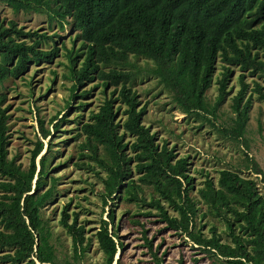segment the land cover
<instances>
[{
  "label": "trees",
  "instance_id": "trees-1",
  "mask_svg": "<svg viewBox=\"0 0 264 264\" xmlns=\"http://www.w3.org/2000/svg\"><path fill=\"white\" fill-rule=\"evenodd\" d=\"M0 4L14 13L47 11L50 25L53 19L59 29L69 23L75 31L72 43L81 41L78 48L61 45L68 60L63 77L72 82L73 92L66 106L101 88L103 99L87 119L79 113L87 103L76 105L75 118L80 119L74 138L80 140L75 164L98 175L104 205L121 199L136 204L141 211L135 217L157 218L207 253L212 264H264V172L249 155L245 137L253 98L264 105V0H0ZM55 37L39 29L25 30L0 15V85L24 78L32 63H52L60 48ZM131 56L145 59L146 66H137ZM218 69L217 95L210 102L206 93ZM141 72L157 80L178 111L209 123L221 138L242 146L243 161L218 170L216 179L200 169L202 180L195 183L188 156H179L175 146L157 138L143 121L146 104L133 88ZM233 78L239 88L231 97L233 116L225 126L216 120ZM89 82L90 89H79ZM4 98L1 94L0 105ZM7 110L0 106V264H60L43 208L55 199L61 179L53 174L56 167L49 165L59 152L53 149L52 132H61L63 119L57 115L50 119L51 132L38 117L47 149L37 166L43 141H33L23 166L10 156ZM258 129H264V119L258 121ZM69 204L61 210L59 224L71 237L74 256L82 258L91 238L77 212H67ZM114 206L107 219L100 217L94 233L103 254L101 264H114L117 251L116 264H126L124 245L115 241L119 236ZM132 222L140 227L141 253L152 264H170L140 219ZM177 264L185 262L178 258Z\"/></svg>",
  "mask_w": 264,
  "mask_h": 264
},
{
  "label": "rangeland",
  "instance_id": "rangeland-1",
  "mask_svg": "<svg viewBox=\"0 0 264 264\" xmlns=\"http://www.w3.org/2000/svg\"><path fill=\"white\" fill-rule=\"evenodd\" d=\"M0 15L7 20H13L18 26L25 30L39 29L40 32L47 31L49 34H56L59 55L52 63L41 61L38 64H30L28 73L24 78L7 80L0 85V95L5 98L1 108L8 107L6 112L9 115V150L10 156H15L16 161L23 166L28 164L29 149L33 148V141H43V149L37 156V166L40 156L45 152L48 139H42L39 130L38 117L44 119V127L52 132L50 119L57 115V119H63L60 131L54 133L52 138L53 149H58L55 158L51 159V167H56L54 175L61 177L57 185L58 192L55 199L43 208V215L48 219L52 228V242L56 249L57 258L60 264H101L102 252L98 249L94 236L99 227V219H107L109 208L115 204V224L117 226L118 240L124 245V261L126 264H152L148 256L143 255L140 239V227L134 225L132 220L137 218L143 223L155 245L159 246L160 252L165 251L164 258L170 264H177L178 258H182L185 264H212L207 253L192 244L188 238L176 234L174 231L165 228V225L157 221L155 217L136 216L141 210L137 205L124 200L109 201L103 204L100 192L102 183L94 170L78 169L75 162L78 158L79 139H75L77 133V120L75 114L78 112L79 101L87 105L79 110L81 119H87L90 110H96L103 99L101 88L98 87L89 92L85 98L74 99L68 106L72 82L63 77L68 73V60L65 56L64 44L67 48L74 46L72 38L74 32L70 24H65L61 30L58 28V21L53 19L51 25L48 23V12H19L14 13L11 8L0 4ZM80 40L75 42V48L80 45ZM48 45L46 46V48ZM131 61L139 67L146 66V60L136 59L131 56ZM151 63L148 67H150ZM219 69L215 73L214 83L208 89L207 100L213 102L216 95V79ZM249 81V80H248ZM232 88L225 101L221 104L216 123H230L233 113L230 110L231 97L236 93L239 86L234 78L231 81ZM92 83L83 85L82 89H90ZM133 88L138 93L142 103L146 104V114L143 121L149 125L152 131L157 133L161 141H168L169 145L175 146L179 156H188L191 163L190 172L195 177V183L202 180L200 169L208 172L210 176H218V170L222 168L236 167L244 159L242 146L230 140H225L215 132L209 123L201 124L199 120L187 117L178 111L171 102L169 94L157 83V80L144 72L138 73L133 83ZM76 92H79L77 90ZM264 119V105L253 98L249 109V120L245 137L248 140V153L260 165L264 172V129H258V121ZM65 140V141H64ZM90 161V160H89ZM93 165V162H90ZM97 170L98 168L95 167ZM103 173V172H102ZM244 174H250L245 171ZM260 179V177H259ZM71 199V201H70ZM70 202L67 212H77L79 221L85 223L87 236L91 238L89 247L85 250L82 258L75 257L71 246V237L59 224L60 212ZM78 205V207H77ZM72 218V216H71ZM222 229L223 225L219 224ZM207 227L203 229L207 232ZM120 251H117V255Z\"/></svg>",
  "mask_w": 264,
  "mask_h": 264
},
{
  "label": "clouds",
  "instance_id": "clouds-1",
  "mask_svg": "<svg viewBox=\"0 0 264 264\" xmlns=\"http://www.w3.org/2000/svg\"><path fill=\"white\" fill-rule=\"evenodd\" d=\"M68 20H70V18H67ZM66 24H69V23H66ZM64 28V27H63ZM70 28H71V30L73 31V29H72V27L70 26ZM62 30V29H61ZM74 32V36H75V31H73ZM52 34H54V33H52ZM56 35V34H55ZM56 36H59V35H56ZM73 39V38H72ZM76 41V40H75ZM77 41H79V40H77ZM71 48H75V43H74V46L73 47H71ZM32 64H34V63H32ZM29 71V70H28ZM46 149H47V146H46V148H45V152H46ZM44 152V153H45ZM43 153V154H44ZM37 177V176H36ZM35 182L33 181V184H34ZM117 255V254H116Z\"/></svg>",
  "mask_w": 264,
  "mask_h": 264
},
{
  "label": "water",
  "instance_id": "water-1",
  "mask_svg": "<svg viewBox=\"0 0 264 264\" xmlns=\"http://www.w3.org/2000/svg\"><path fill=\"white\" fill-rule=\"evenodd\" d=\"M36 179H37V177H35L34 182L36 181ZM119 256H120V253H118V255H116L114 264H116V259L119 258Z\"/></svg>",
  "mask_w": 264,
  "mask_h": 264
}]
</instances>
